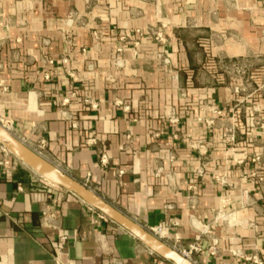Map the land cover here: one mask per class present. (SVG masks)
Wrapping results in <instances>:
<instances>
[{"label":"crops","instance_id":"0c3cea01","mask_svg":"<svg viewBox=\"0 0 264 264\" xmlns=\"http://www.w3.org/2000/svg\"><path fill=\"white\" fill-rule=\"evenodd\" d=\"M0 119L197 264L264 259V0H0ZM52 207L72 264H169L0 143V264H55Z\"/></svg>","mask_w":264,"mask_h":264},{"label":"water","instance_id":"95a60500","mask_svg":"<svg viewBox=\"0 0 264 264\" xmlns=\"http://www.w3.org/2000/svg\"><path fill=\"white\" fill-rule=\"evenodd\" d=\"M0 143L42 178L79 196L85 203L133 234L160 257L174 264H197L176 248L151 233L143 225L124 214L87 185L77 181L48 159L36 153L1 123Z\"/></svg>","mask_w":264,"mask_h":264},{"label":"built area","instance_id":"2783aa9c","mask_svg":"<svg viewBox=\"0 0 264 264\" xmlns=\"http://www.w3.org/2000/svg\"><path fill=\"white\" fill-rule=\"evenodd\" d=\"M140 32V31H139ZM142 34V33H141ZM152 35L154 37V39L156 40L157 43H159L160 45H164L166 42V38L163 34L162 31H154L152 32ZM125 37H121V40H124ZM123 51V47L119 46L118 47V52H122ZM164 61L166 63L169 62V59L167 57L164 58ZM64 62H66V60H64ZM47 63L49 65H53L54 61L52 59H47ZM46 77H49V74L46 73ZM77 93L73 92L71 93L70 97L72 96H76ZM70 98L66 97L63 100V105L69 103ZM85 102L87 104H90L91 107L96 108L97 105L89 100H85ZM172 123H178L179 119L178 117H172L170 120ZM251 121L254 124V118L251 117ZM0 123L5 126L8 130H12V123L9 120H5V119H0ZM252 124V125H253ZM73 127L77 126L76 121H73L72 124ZM12 132V131H11ZM236 134L235 131L233 129H229V131L225 134V141L228 145H234L236 142ZM23 141V140H22ZM24 142V141H23ZM88 143H96V138H91L88 139L87 141ZM25 143V142H24ZM26 145H28L27 143H25ZM29 146V145H28ZM31 149H33L36 153H38L39 155L43 156L44 158H46V149H47V143L45 140H42L38 145L36 146H29ZM191 147L193 149L198 150L201 154H205L207 155L209 153V148L206 144H199V143H191ZM5 152H9L5 147H4ZM101 152V151H100ZM47 159V158H46ZM254 163H261V157L260 156H255L253 159ZM101 162L102 164H106L108 162V156L106 153L101 152ZM263 178L260 177V180H262ZM216 181L219 182L221 185H223L225 183L224 180V176H217L216 177ZM86 185V184H85ZM245 194H248V191H245ZM88 205V204H87ZM88 207L93 210L96 211L95 208L91 207L90 205H88ZM224 216V215H223ZM220 214V217H223ZM99 217L101 219L104 220H108L109 218L107 216H105L104 214H102L101 212H99ZM58 219H59V214L56 208H44L42 210V224L44 227L47 228H51V229H55L58 231V246H57V253L54 256V260H55V264H72L71 260H67L65 259V254H66V244L68 242V235L63 232L60 228V225L58 224ZM148 230L153 233L154 235H156L157 237L161 238L162 240L166 237V233L164 230V227L162 224L159 225H154V226H150L148 228ZM218 244V241L215 240L214 241V246L212 247V254L215 253L216 251V245ZM178 251H180L182 254H184L186 257H188L189 259L193 260L192 258V253L194 251H198L200 250V248L196 245H191L189 248H180L178 249L177 247H175ZM243 258L246 261H249L251 264H264V259L260 256V254L258 253H252L250 255H246V254H242ZM194 261V260H193ZM195 262V261H194ZM169 264H172V262H169Z\"/></svg>","mask_w":264,"mask_h":264},{"label":"rangeland","instance_id":"374dc122","mask_svg":"<svg viewBox=\"0 0 264 264\" xmlns=\"http://www.w3.org/2000/svg\"><path fill=\"white\" fill-rule=\"evenodd\" d=\"M15 156V155H14ZM16 157V156H15ZM18 160H20L18 157H16ZM21 161V160H20ZM22 162V161H21ZM23 163V162H22ZM26 165V164H25ZM27 166V165H26ZM30 168V167H29ZM31 169V168H30ZM32 170V169H31ZM32 172H33V174L37 177V178H39V179H41L42 181H47L46 179H44L43 180V178L40 176V175H38L35 171H33L32 170ZM49 182V181H48Z\"/></svg>","mask_w":264,"mask_h":264},{"label":"bare ground","instance_id":"6f19581e","mask_svg":"<svg viewBox=\"0 0 264 264\" xmlns=\"http://www.w3.org/2000/svg\"><path fill=\"white\" fill-rule=\"evenodd\" d=\"M44 179V178H43ZM48 181V180H47ZM51 183V182H50Z\"/></svg>","mask_w":264,"mask_h":264}]
</instances>
